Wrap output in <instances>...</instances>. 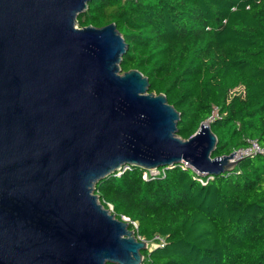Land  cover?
Wrapping results in <instances>:
<instances>
[{"label":"water","instance_id":"1","mask_svg":"<svg viewBox=\"0 0 264 264\" xmlns=\"http://www.w3.org/2000/svg\"><path fill=\"white\" fill-rule=\"evenodd\" d=\"M91 1L0 0V264H143L148 242L97 183L130 166L214 176L240 161L212 157L208 122L178 136L167 96L123 72L116 23L77 25Z\"/></svg>","mask_w":264,"mask_h":264},{"label":"trees","instance_id":"2","mask_svg":"<svg viewBox=\"0 0 264 264\" xmlns=\"http://www.w3.org/2000/svg\"><path fill=\"white\" fill-rule=\"evenodd\" d=\"M110 23L128 46L123 72L139 70L149 92L167 96L181 114L179 137L208 122L214 158L252 140L264 147V0H92L77 18L80 28ZM162 171L145 178L130 166L95 187L105 208L155 244L143 264H264L263 156L214 176L181 164Z\"/></svg>","mask_w":264,"mask_h":264},{"label":"built area","instance_id":"3","mask_svg":"<svg viewBox=\"0 0 264 264\" xmlns=\"http://www.w3.org/2000/svg\"><path fill=\"white\" fill-rule=\"evenodd\" d=\"M256 155H261V156L264 157V147H262L258 143V141L252 140V141H250V143H249V145L247 147L241 148L239 150H236L235 158L241 160L243 158L256 156ZM181 165L184 166V167H189L187 165V163H183ZM125 168H128V167H125ZM162 172H163L162 168L153 169V170L147 171L146 174H145V178L159 176L160 174H162ZM201 175H206V174H201ZM124 220L127 221L128 223L130 222L129 218L124 217ZM134 225L137 227L136 223H134Z\"/></svg>","mask_w":264,"mask_h":264},{"label":"rangeland","instance_id":"4","mask_svg":"<svg viewBox=\"0 0 264 264\" xmlns=\"http://www.w3.org/2000/svg\"><path fill=\"white\" fill-rule=\"evenodd\" d=\"M243 93H244L243 88H238V89H236V90L232 93V95L243 94ZM154 247H155V244H154V243L149 244V249H150V250H152Z\"/></svg>","mask_w":264,"mask_h":264}]
</instances>
